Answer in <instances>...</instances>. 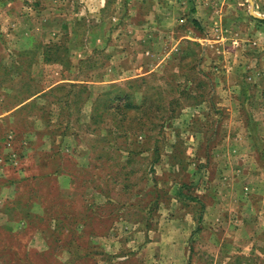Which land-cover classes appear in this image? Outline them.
Returning a JSON list of instances; mask_svg holds the SVG:
<instances>
[{
	"label": "rangeland",
	"instance_id": "374dc122",
	"mask_svg": "<svg viewBox=\"0 0 264 264\" xmlns=\"http://www.w3.org/2000/svg\"><path fill=\"white\" fill-rule=\"evenodd\" d=\"M251 3L0 0V166L25 131L52 138L67 171L81 148L72 192L117 213L94 222L113 227L103 252L27 205L0 220V264H264V0ZM42 189L45 212L81 207Z\"/></svg>",
	"mask_w": 264,
	"mask_h": 264
},
{
	"label": "crops",
	"instance_id": "0c3cea01",
	"mask_svg": "<svg viewBox=\"0 0 264 264\" xmlns=\"http://www.w3.org/2000/svg\"><path fill=\"white\" fill-rule=\"evenodd\" d=\"M49 89H52V87ZM42 94H44V91H39L31 94L27 99L18 103V105H16L13 110L20 109V107L26 105L27 103L33 102V100L41 97ZM8 113L9 112L0 113V121L5 117V114L8 115ZM5 133H0L1 144L2 142L4 144L5 139H8V136L5 135ZM31 135L32 133L29 134L26 131L22 132L19 138L20 142H17V148H14V150L12 149L11 152L6 149V156L10 157L11 155L13 161H11V163L7 165L0 166V220L5 223L11 222V214L20 212L22 208L28 205L29 217L33 220L47 221L49 223L48 229H53L54 223L60 221L69 222L73 220L78 222L74 225L73 231H81L90 239L96 240L97 243L101 245V251L106 252L104 248L108 245L109 242H111L109 238L112 237V235L109 231L113 230V227L111 226L107 231H103L99 226L98 230L97 226H94V222H98L100 219L104 218L108 219V221L110 222V220H114L117 213L113 208L111 209L110 203H112L113 201L109 197L106 200L107 211L102 214L101 212H99V207L100 205L105 206V204H99L97 202H95L97 204H95L94 202L89 203V197L86 195V193L81 192L80 196L77 192H72V188L74 187V185H81L77 180L80 175H82V172L87 169V163H82V149H78L77 147L75 148L74 151L77 158V163L74 160V162L71 163V171H67L64 165L52 164L50 162L52 159V155L51 150H47V146L51 143L50 141L52 140V138H49V136H47V139H40L37 133H35V138H32L33 136ZM27 142H31L32 148H39L43 143L44 151L47 150L45 152L46 156L44 161L43 156H40V154L43 152H39L38 150L34 151L32 156H30L31 149L26 147ZM2 150V147H0V151ZM66 152L70 154L68 150H66ZM27 157H30L31 162L28 161L29 164H25V160H27ZM91 169H93V166L91 167ZM45 176L49 177V179H53L51 181V184H49V182H44L42 185L40 184V182L38 181L39 178H43ZM49 185H51L53 190H55V192H53V196H55V200L58 202V204H68V202L70 203L72 199L77 198L79 202L78 204L81 206L79 210L74 211L71 209L67 211L61 209L57 213L45 212V210H43V197L40 194L41 190H43L42 187L47 189L49 188ZM93 190L95 189L93 188L92 191ZM38 206L41 207L40 210ZM87 208L90 209V211H88V216L85 217L84 211ZM74 217H78V219H74ZM14 219L19 220L18 222H22L24 220L21 218ZM16 224L21 226V223ZM70 228L72 227H69V225L67 224L64 234H66L68 229ZM61 249V244H59V250Z\"/></svg>",
	"mask_w": 264,
	"mask_h": 264
},
{
	"label": "water",
	"instance_id": "95a60500",
	"mask_svg": "<svg viewBox=\"0 0 264 264\" xmlns=\"http://www.w3.org/2000/svg\"><path fill=\"white\" fill-rule=\"evenodd\" d=\"M248 2H249V5L252 6L251 0H248ZM250 14H251L253 17H257V16H255V15L252 13L251 9H250ZM257 18L264 19V17H257Z\"/></svg>",
	"mask_w": 264,
	"mask_h": 264
}]
</instances>
